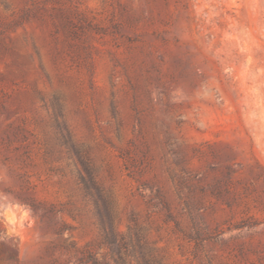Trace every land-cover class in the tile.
I'll list each match as a JSON object with an SVG mask.
<instances>
[{
    "label": "rangeland",
    "instance_id": "1",
    "mask_svg": "<svg viewBox=\"0 0 264 264\" xmlns=\"http://www.w3.org/2000/svg\"><path fill=\"white\" fill-rule=\"evenodd\" d=\"M0 264H264V0H0Z\"/></svg>",
    "mask_w": 264,
    "mask_h": 264
}]
</instances>
